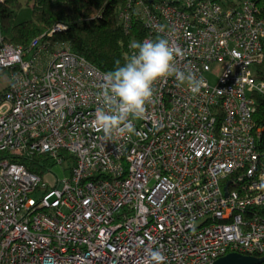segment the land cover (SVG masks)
Here are the masks:
<instances>
[{"label":"built area","instance_id":"obj_1","mask_svg":"<svg viewBox=\"0 0 264 264\" xmlns=\"http://www.w3.org/2000/svg\"><path fill=\"white\" fill-rule=\"evenodd\" d=\"M259 10L254 0H125L123 26L141 18V42L168 39L183 52L177 67L203 85L193 93L175 77L156 82L133 121L139 135L111 137L95 126L109 72L64 40L10 42L0 21V68L13 77L0 94V264H149L152 250L164 264L264 254ZM36 153L55 163L72 155L69 177L51 187L53 165L42 175L18 160Z\"/></svg>","mask_w":264,"mask_h":264},{"label":"trees","instance_id":"obj_2","mask_svg":"<svg viewBox=\"0 0 264 264\" xmlns=\"http://www.w3.org/2000/svg\"><path fill=\"white\" fill-rule=\"evenodd\" d=\"M254 1L260 9L259 15L264 16V0ZM27 2L32 5L33 16L18 23L14 18L16 7L21 5V1L4 0L0 4L2 31L8 41L29 48L34 38L41 35L54 41L64 40L76 47L82 56L108 72L123 66L130 57V42H141L148 32L144 21L136 15L132 17V26L129 29L123 26L119 9L125 0H27ZM60 22L67 26L66 29L57 30L50 35L49 33ZM256 75L264 81V58L256 65ZM254 96L256 98L254 117L257 125L262 128L258 138V149L264 161V93L257 92ZM69 158L74 161L72 155H69ZM18 160L42 175H45L48 166L55 164V160L48 153L20 154ZM259 264H264V261Z\"/></svg>","mask_w":264,"mask_h":264},{"label":"clouds","instance_id":"obj_3","mask_svg":"<svg viewBox=\"0 0 264 264\" xmlns=\"http://www.w3.org/2000/svg\"><path fill=\"white\" fill-rule=\"evenodd\" d=\"M129 46L134 51L127 62L106 75L104 106L97 109L95 116V126L107 137L139 135L133 121L144 117L156 82L175 77L193 93H199L203 85L202 79H197L190 70L186 72L177 67V57H182L183 52L168 39L131 41ZM164 261L162 252L150 251L149 264H164Z\"/></svg>","mask_w":264,"mask_h":264},{"label":"rangeland","instance_id":"obj_4","mask_svg":"<svg viewBox=\"0 0 264 264\" xmlns=\"http://www.w3.org/2000/svg\"><path fill=\"white\" fill-rule=\"evenodd\" d=\"M21 5L16 7V16L14 21L16 23L27 20L33 16V8L31 3L27 0H20ZM30 57L33 53H30ZM220 68L218 67L216 71L209 73V78L212 83H216L219 78ZM13 80L12 69L11 68H0V93L5 88H7ZM74 165L72 161H64V163L53 164L51 171L48 172L44 180L52 187L58 184L59 180L69 177L71 173V167Z\"/></svg>","mask_w":264,"mask_h":264},{"label":"water","instance_id":"obj_5","mask_svg":"<svg viewBox=\"0 0 264 264\" xmlns=\"http://www.w3.org/2000/svg\"><path fill=\"white\" fill-rule=\"evenodd\" d=\"M263 261L264 256L262 255L233 251L219 257L213 264H259Z\"/></svg>","mask_w":264,"mask_h":264}]
</instances>
